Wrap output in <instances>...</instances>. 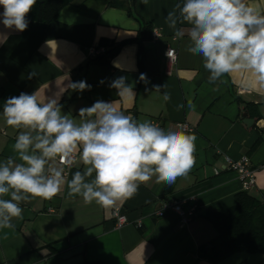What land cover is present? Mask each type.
Wrapping results in <instances>:
<instances>
[{
    "label": "crops",
    "instance_id": "obj_1",
    "mask_svg": "<svg viewBox=\"0 0 264 264\" xmlns=\"http://www.w3.org/2000/svg\"><path fill=\"white\" fill-rule=\"evenodd\" d=\"M61 2L50 22L38 19L35 4L23 32L0 24V161L16 155L13 145L21 131L7 126L4 102L21 92H36L42 102L56 99L62 114L77 121L81 108L103 100L138 122L155 121L165 129L186 123L187 132L196 136L195 164L174 184L157 183L153 176L132 198L109 207L69 196L67 183L50 200L21 202L22 217L13 218L14 227L0 229V264H264L259 254L236 252L217 261L200 254L217 234L207 212L231 207L235 195L243 191L226 156L249 158L255 186L247 192L264 201V84L243 70L226 74L215 84L208 82L210 73L201 57L186 50L187 37L174 39V30L166 23L168 13L182 0L146 4L132 0L134 14L128 0ZM249 2L264 8V0ZM142 22H150L159 36L139 44L131 39ZM128 39L108 63L87 65L94 58L90 48H104L103 40ZM168 48L176 49L173 61L166 56ZM31 73L35 75L30 78ZM142 73L147 82L139 79ZM121 76L133 85L134 96L121 98L110 87ZM82 80L91 90L68 87ZM165 92L168 101L163 99ZM244 114L253 119L251 125L243 122ZM77 170H84L79 162L66 168V180ZM173 201H183L186 210L194 206V216L182 223L173 213L155 215L161 205ZM115 209L127 218L121 228L115 226Z\"/></svg>",
    "mask_w": 264,
    "mask_h": 264
},
{
    "label": "clouds",
    "instance_id": "obj_2",
    "mask_svg": "<svg viewBox=\"0 0 264 264\" xmlns=\"http://www.w3.org/2000/svg\"><path fill=\"white\" fill-rule=\"evenodd\" d=\"M36 3L0 0V24L25 31L26 17ZM166 23L174 30V39L187 37L186 50L201 57L210 84L240 70L250 71L264 84V8L249 0H182L168 13ZM166 56L173 58L175 50L168 48ZM139 79L147 82L146 74ZM68 87L91 90L83 80ZM110 87L121 98L135 95L127 77L115 78ZM163 99L168 101L170 95L165 92ZM2 115L7 126L21 131L13 145L16 155L0 161V229L14 227L13 218L22 217L21 202L50 200L65 183L69 196L109 207L132 198L153 176L157 183L172 185L195 164L194 134L138 122L113 102L97 100L81 108L77 121L62 114L56 99L42 102L36 92H21L4 102ZM77 162L84 170L66 180V168Z\"/></svg>",
    "mask_w": 264,
    "mask_h": 264
},
{
    "label": "trees",
    "instance_id": "obj_3",
    "mask_svg": "<svg viewBox=\"0 0 264 264\" xmlns=\"http://www.w3.org/2000/svg\"><path fill=\"white\" fill-rule=\"evenodd\" d=\"M36 4L38 6V19L44 22L55 20L63 5L61 0H43L42 3L37 2ZM152 29L150 22H142L137 36L131 40L141 44L143 40L152 37ZM131 40L128 39L119 43L103 40L101 46L105 48V51L95 55L87 62V65L108 63L118 53L122 45ZM206 217L216 229L217 234L210 242L208 249L200 248V254L205 258L217 261L236 252L259 254L264 257V201L247 191H242L235 195V203L231 207L209 211ZM81 264L101 263L92 261Z\"/></svg>",
    "mask_w": 264,
    "mask_h": 264
},
{
    "label": "built area",
    "instance_id": "obj_4",
    "mask_svg": "<svg viewBox=\"0 0 264 264\" xmlns=\"http://www.w3.org/2000/svg\"><path fill=\"white\" fill-rule=\"evenodd\" d=\"M151 35L153 38H157L159 36V32L156 29H153ZM174 50L176 56V49ZM104 51V48H90V54L93 56L101 54ZM175 56L171 59L168 57V59L170 61H173L175 59ZM152 123L159 126V124L155 121H153ZM178 127L183 128L186 132L190 130V126L186 123H181L178 125ZM225 162L228 168L236 172L237 177L241 182L243 191H249L255 186V169L251 167L249 158L246 155H243L239 159H232L231 157L226 156ZM168 213L177 215L180 222L186 223L194 216L195 207L192 206L186 210L183 208V201H173L171 203H164L163 205H161V207L155 212V215H157L158 217H164ZM113 218L115 220L116 228H121L127 222L126 216L122 214L119 209H115V211L113 212ZM139 224L140 223L138 222V225Z\"/></svg>",
    "mask_w": 264,
    "mask_h": 264
},
{
    "label": "water",
    "instance_id": "obj_5",
    "mask_svg": "<svg viewBox=\"0 0 264 264\" xmlns=\"http://www.w3.org/2000/svg\"><path fill=\"white\" fill-rule=\"evenodd\" d=\"M40 2L42 1V0H39ZM129 1V7H130V10H131V13H133V6H132V0H128ZM134 14V13H133ZM244 116V120H243V122L247 125V126H249V125H251L252 123H253V119H249V118H247L246 117V114H244L243 115ZM210 247V245L209 246H207V248H209Z\"/></svg>",
    "mask_w": 264,
    "mask_h": 264
}]
</instances>
